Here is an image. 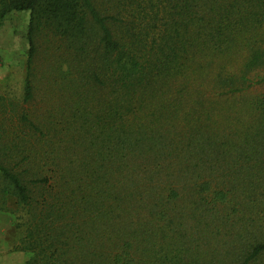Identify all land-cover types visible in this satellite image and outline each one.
Wrapping results in <instances>:
<instances>
[{
    "label": "trees",
    "instance_id": "trees-1",
    "mask_svg": "<svg viewBox=\"0 0 264 264\" xmlns=\"http://www.w3.org/2000/svg\"><path fill=\"white\" fill-rule=\"evenodd\" d=\"M24 11L25 264H264V0H0V27Z\"/></svg>",
    "mask_w": 264,
    "mask_h": 264
},
{
    "label": "rangeland",
    "instance_id": "rangeland-1",
    "mask_svg": "<svg viewBox=\"0 0 264 264\" xmlns=\"http://www.w3.org/2000/svg\"><path fill=\"white\" fill-rule=\"evenodd\" d=\"M30 12L9 14L0 27V96L21 101L24 94L25 67L28 52L27 31ZM46 65V62H41ZM43 66L39 69L41 88ZM39 78V80H40ZM46 98V94H43ZM48 99L39 98L36 109L43 111L49 107ZM6 185L0 176V264H25L26 253L19 250L20 239L25 232V212L17 200L6 194Z\"/></svg>",
    "mask_w": 264,
    "mask_h": 264
}]
</instances>
